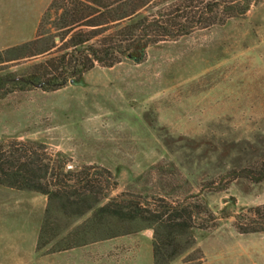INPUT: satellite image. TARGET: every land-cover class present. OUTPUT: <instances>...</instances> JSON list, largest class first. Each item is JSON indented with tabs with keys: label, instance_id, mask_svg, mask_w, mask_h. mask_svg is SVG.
Here are the masks:
<instances>
[{
	"label": "rangeland",
	"instance_id": "obj_1",
	"mask_svg": "<svg viewBox=\"0 0 264 264\" xmlns=\"http://www.w3.org/2000/svg\"><path fill=\"white\" fill-rule=\"evenodd\" d=\"M50 1L0 0V51L32 40ZM239 12L149 45L139 62L96 64L82 84H1L0 141L38 142L71 168L69 182L87 171L108 198L191 203L200 211L194 247L206 263L264 264V233L234 226L242 208L264 204V179L231 172L264 160V0ZM27 66L26 58L0 62V78L16 80ZM90 218L0 185V264H153L152 228ZM195 256L188 249L169 264H197Z\"/></svg>",
	"mask_w": 264,
	"mask_h": 264
},
{
	"label": "trees",
	"instance_id": "obj_2",
	"mask_svg": "<svg viewBox=\"0 0 264 264\" xmlns=\"http://www.w3.org/2000/svg\"><path fill=\"white\" fill-rule=\"evenodd\" d=\"M251 1L51 0L35 37L0 51V62L26 58L28 64L21 77L0 78V85L55 91L70 81L82 84L83 73L96 64L111 67L127 55L139 62L149 45L221 24L238 11L245 12ZM47 23L52 30L46 29ZM9 89L4 94L12 91ZM259 158L233 168L232 179L262 181L264 160ZM70 171L36 141H0V185L43 194L48 202L59 203L64 213L75 217L91 212L89 225L114 220L138 223L141 229L152 228L153 264H169L188 249L197 255L192 259L197 264H208L200 249L194 247L193 230L200 211L194 210L191 203L172 204L158 199L160 203L151 206L126 193L108 198L99 186L94 190L87 171L69 182L72 178L66 173ZM105 173L110 176L109 171ZM94 191L101 196L91 195ZM234 217L239 233H264V204L242 208Z\"/></svg>",
	"mask_w": 264,
	"mask_h": 264
},
{
	"label": "water",
	"instance_id": "obj_3",
	"mask_svg": "<svg viewBox=\"0 0 264 264\" xmlns=\"http://www.w3.org/2000/svg\"><path fill=\"white\" fill-rule=\"evenodd\" d=\"M127 57L131 58V56H130V55H127ZM70 82H71V81H70Z\"/></svg>",
	"mask_w": 264,
	"mask_h": 264
},
{
	"label": "crops",
	"instance_id": "obj_4",
	"mask_svg": "<svg viewBox=\"0 0 264 264\" xmlns=\"http://www.w3.org/2000/svg\"><path fill=\"white\" fill-rule=\"evenodd\" d=\"M152 261H153V259H152Z\"/></svg>",
	"mask_w": 264,
	"mask_h": 264
}]
</instances>
